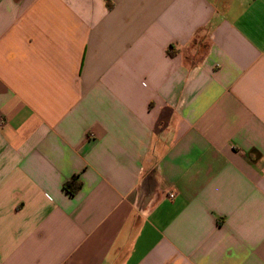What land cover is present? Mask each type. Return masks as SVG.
Here are the masks:
<instances>
[{"label":"crops","instance_id":"crops-1","mask_svg":"<svg viewBox=\"0 0 264 264\" xmlns=\"http://www.w3.org/2000/svg\"><path fill=\"white\" fill-rule=\"evenodd\" d=\"M0 264H264V0H0Z\"/></svg>","mask_w":264,"mask_h":264},{"label":"trees","instance_id":"trees-1","mask_svg":"<svg viewBox=\"0 0 264 264\" xmlns=\"http://www.w3.org/2000/svg\"><path fill=\"white\" fill-rule=\"evenodd\" d=\"M64 188L70 193V194H76L79 189L81 188V181L78 177V175H74L70 180L66 181L64 183Z\"/></svg>","mask_w":264,"mask_h":264},{"label":"built area","instance_id":"built-area-1","mask_svg":"<svg viewBox=\"0 0 264 264\" xmlns=\"http://www.w3.org/2000/svg\"><path fill=\"white\" fill-rule=\"evenodd\" d=\"M178 192L176 189H171L167 192V196L170 199H174L177 196Z\"/></svg>","mask_w":264,"mask_h":264}]
</instances>
